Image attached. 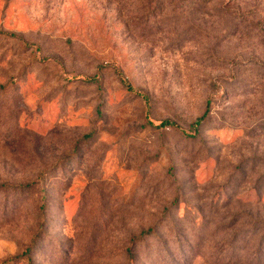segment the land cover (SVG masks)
Listing matches in <instances>:
<instances>
[{
    "label": "rangeland",
    "instance_id": "obj_1",
    "mask_svg": "<svg viewBox=\"0 0 264 264\" xmlns=\"http://www.w3.org/2000/svg\"><path fill=\"white\" fill-rule=\"evenodd\" d=\"M0 264H264V0H0Z\"/></svg>",
    "mask_w": 264,
    "mask_h": 264
},
{
    "label": "trees",
    "instance_id": "obj_2",
    "mask_svg": "<svg viewBox=\"0 0 264 264\" xmlns=\"http://www.w3.org/2000/svg\"><path fill=\"white\" fill-rule=\"evenodd\" d=\"M11 36H14L12 34H10ZM128 89L129 90H133L132 87L128 86ZM210 114V104L208 103L207 104V108H206V111L205 113L203 114L202 117H199L198 119H196L192 125H191V130L192 132H194L196 135H199L200 133V130H201V127L204 123V121L207 119L208 115ZM175 124L173 122H171L170 120H165V121H162L158 126L159 127H171V126H174ZM143 236V234L139 237L141 238Z\"/></svg>",
    "mask_w": 264,
    "mask_h": 264
}]
</instances>
